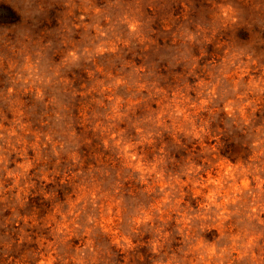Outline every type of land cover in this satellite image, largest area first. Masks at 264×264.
Wrapping results in <instances>:
<instances>
[{
	"label": "clouds",
	"instance_id": "obj_1",
	"mask_svg": "<svg viewBox=\"0 0 264 264\" xmlns=\"http://www.w3.org/2000/svg\"><path fill=\"white\" fill-rule=\"evenodd\" d=\"M8 2L0 264H264V0Z\"/></svg>",
	"mask_w": 264,
	"mask_h": 264
},
{
	"label": "rangeland",
	"instance_id": "obj_2",
	"mask_svg": "<svg viewBox=\"0 0 264 264\" xmlns=\"http://www.w3.org/2000/svg\"><path fill=\"white\" fill-rule=\"evenodd\" d=\"M7 6V7H5ZM11 8L10 3L8 2V0H0V22H3L5 20L7 21H13L16 19L14 14H9L7 17L5 16V12H7V8ZM6 8V9H5ZM42 215L41 210L37 209L36 211V219L37 221H39V217ZM114 223V221H113Z\"/></svg>",
	"mask_w": 264,
	"mask_h": 264
},
{
	"label": "trees",
	"instance_id": "obj_3",
	"mask_svg": "<svg viewBox=\"0 0 264 264\" xmlns=\"http://www.w3.org/2000/svg\"><path fill=\"white\" fill-rule=\"evenodd\" d=\"M5 7H7V6H5ZM7 9H9L7 12H5V16L7 17L9 14H13L12 12H11V10H10V8L8 7Z\"/></svg>",
	"mask_w": 264,
	"mask_h": 264
}]
</instances>
